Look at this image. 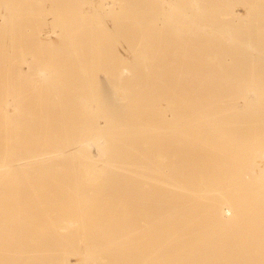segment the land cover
I'll use <instances>...</instances> for the list:
<instances>
[{"label":"bare ground","instance_id":"bare-ground-1","mask_svg":"<svg viewBox=\"0 0 264 264\" xmlns=\"http://www.w3.org/2000/svg\"><path fill=\"white\" fill-rule=\"evenodd\" d=\"M62 1L0 0V264H264V0Z\"/></svg>","mask_w":264,"mask_h":264},{"label":"rangeland","instance_id":"rangeland-1","mask_svg":"<svg viewBox=\"0 0 264 264\" xmlns=\"http://www.w3.org/2000/svg\"><path fill=\"white\" fill-rule=\"evenodd\" d=\"M80 1L81 0H64V1L60 2V4L58 5V10H66L67 8H70V7H78ZM162 11L164 13H167L168 8L166 6H162ZM118 42H119V40L117 41L116 45L118 44ZM121 42H119V46L117 45V47H118L117 49L119 50V52L123 51L122 54H123L124 58H126L127 60H130V57H128V55H126V47L123 44V42L122 43ZM120 44L122 46H120ZM59 63H60V65H62V67H60V69L57 70L56 73L53 74L52 78H53V80L55 79V81L61 80L65 84V82H67L68 80L71 79V75H70V73L66 72L65 60H63L62 62H59ZM73 78L77 82L83 81V79L81 77H79V78L73 77ZM74 94H76L75 91H73L70 95H74ZM62 129L63 128H60L56 132H54L53 134L46 136V139H67V137L64 135ZM70 133H72V132L70 131ZM71 139H72V137H71ZM59 145H61V144H59ZM77 149H78L77 146H73L68 150L57 149V152L53 153L54 157L52 159H55L57 156H64L65 154L70 153V152H74ZM50 151H51V149H50ZM93 151H94V149H93ZM12 158H14L16 160L18 159L17 157L15 158L14 156ZM14 159H11V161H13ZM16 164H17V162H14L13 166H16ZM81 250L84 251V246L81 247Z\"/></svg>","mask_w":264,"mask_h":264}]
</instances>
